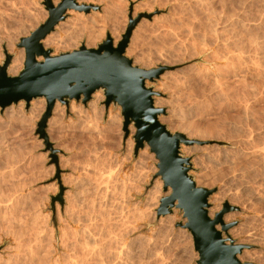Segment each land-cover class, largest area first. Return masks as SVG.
<instances>
[{
  "label": "rangeland",
  "instance_id": "rangeland-1",
  "mask_svg": "<svg viewBox=\"0 0 264 264\" xmlns=\"http://www.w3.org/2000/svg\"><path fill=\"white\" fill-rule=\"evenodd\" d=\"M112 1L85 0L97 9L68 11L42 40L43 47L52 54L81 43L96 47L107 33L116 44L129 11L133 19L140 16L124 54L144 69L167 67L146 86L157 92L153 101L157 98V107L165 111L160 122L195 141L181 145L180 153L189 158L196 184L214 190L208 214L218 196L234 208L224 214L234 218L222 237L231 229L247 233L249 227V233L251 225L252 231L262 230L264 153L257 150L264 146V0ZM89 16L98 19L93 27L115 21L118 37L109 32L108 22L102 37L87 45L92 25L82 18ZM46 18L42 0H0V64L5 50L12 58L21 54L20 71L24 50L17 44ZM49 36L53 39L45 42ZM104 100L97 90L86 105L56 102L48 122L60 117L58 133L50 139L48 122L45 128L54 153L36 132L44 98L32 100L28 109L23 101L0 109V264H197L192 236L181 226L186 223L182 212L157 216L159 201L170 190L163 191L154 154L145 145L134 156L133 125L125 136L120 107L105 108ZM236 142L238 152L232 146ZM234 152L235 158L224 159V153ZM256 156L263 160L254 162ZM60 188L62 204L51 199ZM253 191L263 201L252 199ZM242 246L253 252L249 264H264V249Z\"/></svg>",
  "mask_w": 264,
  "mask_h": 264
},
{
  "label": "water",
  "instance_id": "water-1",
  "mask_svg": "<svg viewBox=\"0 0 264 264\" xmlns=\"http://www.w3.org/2000/svg\"><path fill=\"white\" fill-rule=\"evenodd\" d=\"M42 5L47 18L29 36L20 38L17 44L24 50V62L16 75L7 73L12 55L4 51V60L0 64V109L20 101L28 109L32 100L44 98L46 107L36 124V132L45 139V128L56 102L68 106L75 100L86 105L93 93L102 90L105 108L110 104L120 107L125 136L128 126L132 124L134 127V156L145 145L154 154L163 191L170 190L160 199L157 216L172 214L174 209L182 212L186 223L181 226L192 236L194 250L198 253L197 264H249L240 262L237 257L243 246L226 244L214 228V224L234 208L225 203L217 216L211 219L207 210L208 197L214 190L198 186L189 174L191 163L188 157L182 156L180 147L195 141L183 133L171 132L159 120L165 111L154 106L153 96L157 92L146 86V81L157 79L167 67L159 65L144 69L134 65L124 54L140 16L133 19L129 11L128 26L116 44L107 33L96 47H86L81 43L72 51L52 54L50 49L43 47L42 40L67 17V12L88 13L97 7L76 0H60L56 4L52 0H42ZM44 143L54 153L51 144ZM52 157L55 162L54 154ZM51 199L62 204V188ZM230 226L228 224L226 229Z\"/></svg>",
  "mask_w": 264,
  "mask_h": 264
},
{
  "label": "bare ground",
  "instance_id": "bare-ground-1",
  "mask_svg": "<svg viewBox=\"0 0 264 264\" xmlns=\"http://www.w3.org/2000/svg\"><path fill=\"white\" fill-rule=\"evenodd\" d=\"M78 3H84L85 2V0H76ZM104 2L105 0H97V2ZM109 3L108 4H110V2L112 3L113 1L112 0H107ZM114 2H115V0H114ZM53 3H55V0H53ZM107 3V2H106ZM105 3V4H106ZM116 4V3H115ZM111 5V4H110ZM113 6H114V3L112 4ZM117 6H118V4L116 5V8H117ZM107 7H109V6H106V10H108L107 9ZM110 9H113V8H109V10ZM117 10V9H116ZM111 12H112V10H110ZM105 12V11H104ZM107 12V11H106ZM108 13H109V11H108ZM117 13V12H116ZM115 13V14H116ZM107 14V13H106ZM110 14V13H109ZM112 14V13H111ZM114 14V13H113ZM113 14H112V16H113ZM78 16V15H77ZM106 16V15H105ZM109 16V15H108ZM82 17H84V16H82ZM110 17V19H111V16H109ZM116 17V16H115ZM80 18V17H79ZM113 18H114V16H113ZM75 19V18H74ZM83 19V21H85V22H89V24H91L92 26H90V29H89V31L87 30V32H88V34H87V41H86V44L87 45H93V44H95L101 37H102V35H103V33H104V30H105V27H106V25H107V23L109 22L110 23V25H111V23H112V26H110L109 24V26H110V30H109V32L112 34V36H114L115 37V39L118 37V33H119V28H118V26L115 24L116 22L115 21H107V20H110V19H107V20H104V21H107V23H101V25L99 24L98 25V27H93V26H97V24H98V19H97V17L95 16H93V17H91V16H89V18H82ZM100 19V18H99ZM77 20H79V19H77ZM113 20H115V19H113ZM117 20V19H116ZM82 21V22H83ZM100 21V20H99ZM103 21V22H104ZM113 22H114V24H113ZM83 24H84V22H83ZM85 25H87V23L85 24ZM89 27V26H88ZM108 27V26H107ZM93 28V29H92ZM116 35V36H115ZM50 37H52V36H49V37H47V39H46V41L45 42H50L51 41V39H53V38H50ZM55 39V38H54ZM56 40V39H55ZM54 40V41H55ZM59 40H61L60 38H59ZM59 40L57 41V42H59ZM53 41V40H52ZM61 42V41H60ZM52 43H54V42H52ZM48 44V43H47ZM57 44V43H56ZM45 45H46V43H45ZM22 52V51H21ZM18 54V53H17ZM16 54V56L14 55V57L12 58V60H11V63L9 64V66H8V74L9 75H16V73L19 71V69H20V67H21V59H22V57L18 54L17 55ZM241 54V53H240ZM240 58V57H239ZM95 96H96V98H97V101L98 100H101V95H98V93H96L95 94ZM43 101V100H42ZM38 103V102H37ZM44 103V102H43ZM36 104V103H35ZM161 103H160V101L157 99V98H155V102H154V106L155 107H157V106H159ZM21 105V104H20ZM19 105V106H20ZM56 103H55V108H53L54 110L56 109V108H58V107H56ZM72 105V104H71ZM72 108V107H71ZM35 109V108H34ZM43 109V108H42ZM73 109V108H72ZM17 110H19V109H17ZM21 110V109H20ZM19 110V111H20ZM36 110V109H35ZM39 110V109H38ZM63 110V109H62ZM61 110V111H62ZM31 111H33V110H31ZM39 111H41V110H39ZM38 111V112H39ZM60 111V112H61ZM60 112H56V113H60ZM20 113V112H19ZM22 113V112H21ZM53 113H55V112H53ZM18 114V112L16 113V115ZM34 114H35V111H34ZM38 114V113H37ZM18 115H21V114H18ZM18 115H17V117H18ZM23 115V114H22ZM36 115V114H35ZM15 116V115H14ZM29 116V115H28ZM54 116V115H53ZM60 116V115H59ZM62 116V115H61ZM21 117H23V116H21ZM30 117V116H29ZM60 118V117H59ZM59 118H57L56 117V119H52L51 121L52 122H48V135H49V138L51 139V137L53 136V138L56 136H54V134H56V132H57V130L59 129H56V120H57V122L59 121L58 119ZM15 119V118H14ZM16 119H18V118H16ZM20 120H22L21 118H19ZM19 119H18V122H19ZM25 119V118H24ZM27 120V119H26ZM17 121V120H16ZM21 122V121H20ZM26 123H28V122H30V120L27 122V121H25ZM25 122H24V127L26 126V125H28V124H26L25 125ZM20 124V123H19ZM30 124V123H29ZM18 126V125H17ZM82 125H80V127H81ZM19 127V126H18ZM84 128V127H83ZM6 132V131H5ZM4 132V133H5ZM8 132V131H7ZM6 132V133H7ZM5 133V134H6ZM58 133V132H57ZM8 134V133H7ZM4 135V134H3ZM3 135H1V136H3ZM6 136V135H5ZM4 137V136H3ZM5 138H7V137H5ZM4 138V139H5ZM47 136H46V138L44 139V142H49L48 141V139H49ZM1 139H2V137H1ZM49 139V140H50ZM2 141V140H1ZM239 145V144H238ZM263 145V144H262ZM232 146L235 148V151H240V148H239V146H237V142L235 143V144H232ZM258 146V145H257ZM256 146V147H257ZM255 146H254V148H256ZM260 147V149H258L257 151L258 152H260L261 151V153L263 154L264 153V146L262 147L261 145L259 146ZM257 149V148H256ZM184 150H185V148H184ZM249 152V151H248ZM254 152H256L255 150H254ZM231 154V153H230ZM234 154L235 155H228V153H224L223 154V157H224V159L226 160V159H229L231 156H234L233 158H235V156L238 154V153H235L234 152ZM260 155V154H259ZM264 155V154H263ZM263 155H262V157H263ZM222 157V158H223ZM232 158V157H231ZM232 158V159H233ZM256 158H257V156H256ZM255 158V160H254V162L256 161V160H263L262 158H260V159H256ZM264 158V157H263ZM223 159V161H225ZM218 162V161H217ZM260 162V161H259ZM253 163V162H252ZM251 163V164H252ZM237 164V163H236ZM254 164V163H253ZM256 164H258L257 162H256ZM260 164V163H259ZM262 164V163H261ZM261 164L259 165V167L258 168H260V166H261ZM234 166V165H233ZM249 166V169H250V165H248ZM247 166V167H248ZM263 166V165H262ZM261 166V167H262ZM237 167H238V165H237ZM242 169H243V167H242V165L240 166ZM255 167H256V165H255ZM236 168V167H235ZM246 168V167H245ZM244 168V169H245ZM252 168H254V166H252ZM251 168V169H252ZM257 168V167H256ZM258 168H257V170H258ZM263 169V168H262ZM231 170V169H230ZM234 170V169H233ZM237 170H240V168H238ZM254 170H255V168H254ZM264 170V169H263ZM260 171V170H259ZM240 172V171H239ZM243 172V171H242ZM255 172V171H254ZM257 172V171H256ZM239 175V174H238ZM263 175V174H262ZM235 176H237V175H235ZM234 177V176H233ZM231 179V178H230ZM237 180V179H236ZM231 182V181H230ZM232 183V182H231ZM233 183H234V181H233ZM232 183V184H233ZM236 184V183H235ZM239 184H241V183H239ZM225 186V185H224ZM236 186V185H235ZM244 186V185H243ZM264 186V185H263ZM228 188V187H227ZM230 189V188H229ZM234 189H235V187H234ZM236 189H237V187H236ZM249 190V189H248ZM257 190V189H256ZM255 190V191H256ZM227 191H229V190H227ZM233 191V190H232ZM237 191V190H236ZM246 191V190H245ZM244 191V192H245ZM229 192H231V191H229ZM239 192V191H238ZM250 192V191H249ZM254 192V191H253ZM258 192V191H257ZM257 192H254L253 194L252 193H250L251 194V196H250V194L248 193V195L250 196V197H252V199H254L256 202H260V201H263L262 200V194H259V192L257 193ZM227 193V192H226ZM225 193V194H226ZM260 193H261V190H260ZM264 193V192H263ZM235 194V193H234ZM238 194V193H237ZM264 196V195H263ZM238 198V197H237ZM242 198V197H241ZM246 199H248V198H246ZM249 200V199H248ZM254 200H252V201H254ZM243 201V200H242ZM225 201L223 200L222 201V198H220V197H218V196H214L213 198H212V200H211V208L209 209V214H208V216L211 218V219H214L216 216H217V214L220 212L219 210H220V206H221V204L222 203H224ZM229 203H230V201H228ZM239 202V201H238ZM258 202V203H259ZM240 203V202H239ZM243 203V202H242ZM241 203V204H242ZM250 204V201H247V203L246 204ZM225 204V203H224ZM232 204V203H231ZM237 204V203H236ZM253 205L254 204H256V203H252ZM251 204V205H252ZM263 204H264V202H263ZM263 204H262V206H263ZM244 205V204H243ZM256 206V205H255ZM244 207V206H243ZM252 207V206H251ZM241 208H242V206H241ZM245 208V207H244ZM247 208V207H246ZM245 208V209H246ZM259 210H260V208H258ZM261 209H263V208H261ZM260 211H258V213H259ZM262 212V211H261ZM263 213H264V210H263ZM258 216H259V214H258ZM263 216V215H262ZM244 217H246L245 215H244ZM243 217V218H244ZM257 217V216H256ZM234 217H233V215H230V214H226V215H224V216H222L221 217V219L220 220H218L215 224H214V228H215V230L216 231H218L220 234H221V232H223L222 231V229L223 230H227L226 229V226L228 225V223H229V221H231L232 219H233ZM254 218V217H253ZM256 219V218H255ZM254 219V220H255ZM262 219V218H261ZM258 220H260V219H258ZM257 220V221H258ZM255 222V221H254ZM259 222V221H258ZM260 222H262V230H259V231H252V229H253V227H252V225H251V227H252V229H251V227H250V230H251V232L249 231V233H248V229H249V227H248V229H247V231H244V232H247V233H242L241 231H239L238 229H231V230H229L228 232H225V233H223V235H224V237H222V234H221V238L223 239V241L226 243V244H229L230 242H228V239L229 240H232L233 242H234V244L233 243H231V244H233V245H240V246H242V245H246V246H251V247H260V248H262V249H264V218L262 219V220H260ZM251 224H253V223H251ZM256 224V223H255ZM248 225V224H247ZM260 226H261V224H259ZM250 226V225H249ZM259 226V227H260ZM243 227V226H242ZM258 227V226H257ZM240 228V227H239ZM85 229V228H84ZM255 229V228H254ZM258 229V228H257ZM256 230V229H255ZM226 236H229V238L227 239L226 238ZM85 241V240H84ZM83 244V243H82ZM88 244V243H87ZM90 244V243H89ZM94 247V246H93ZM96 247V246H95ZM123 247V246H122ZM125 247V246H124ZM92 248V247H91ZM99 248V247H98ZM255 249V248H254ZM119 250H120V248H119ZM262 251H264V250H262ZM98 252V251H97ZM264 253V252H263ZM118 255H119V253H118ZM252 255H253V252L251 253V251L250 250H243L242 251V253L240 254V256H239V260H240V262H242V263H248V262H250V260L252 259ZM254 256V255H253ZM85 257V256H84ZM102 264V263H101Z\"/></svg>",
  "mask_w": 264,
  "mask_h": 264
}]
</instances>
